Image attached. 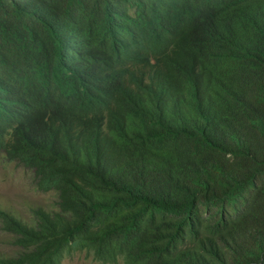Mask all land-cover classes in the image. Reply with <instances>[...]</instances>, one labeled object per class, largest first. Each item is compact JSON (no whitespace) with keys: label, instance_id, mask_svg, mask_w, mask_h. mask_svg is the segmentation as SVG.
<instances>
[{"label":"trees","instance_id":"1","mask_svg":"<svg viewBox=\"0 0 264 264\" xmlns=\"http://www.w3.org/2000/svg\"><path fill=\"white\" fill-rule=\"evenodd\" d=\"M0 154V264H264V0H0Z\"/></svg>","mask_w":264,"mask_h":264},{"label":"rangeland","instance_id":"2","mask_svg":"<svg viewBox=\"0 0 264 264\" xmlns=\"http://www.w3.org/2000/svg\"><path fill=\"white\" fill-rule=\"evenodd\" d=\"M56 194L43 191L37 186V179L31 168L0 154V207L9 208L24 220H32L31 209L41 205L54 208ZM21 247L14 241V235L3 228L0 220V256L16 255ZM61 264H121L102 263L86 251H75L66 255Z\"/></svg>","mask_w":264,"mask_h":264}]
</instances>
